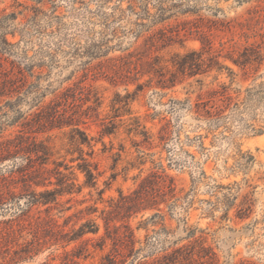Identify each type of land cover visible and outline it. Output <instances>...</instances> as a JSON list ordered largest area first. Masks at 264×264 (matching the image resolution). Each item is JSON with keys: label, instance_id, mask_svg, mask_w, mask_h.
I'll list each match as a JSON object with an SVG mask.
<instances>
[{"label": "rangeland", "instance_id": "rangeland-1", "mask_svg": "<svg viewBox=\"0 0 264 264\" xmlns=\"http://www.w3.org/2000/svg\"><path fill=\"white\" fill-rule=\"evenodd\" d=\"M128 2L0 0V264H264V0Z\"/></svg>", "mask_w": 264, "mask_h": 264}, {"label": "trees", "instance_id": "trees-1", "mask_svg": "<svg viewBox=\"0 0 264 264\" xmlns=\"http://www.w3.org/2000/svg\"><path fill=\"white\" fill-rule=\"evenodd\" d=\"M237 2L242 3L244 2V0H237ZM128 4H129V8L131 9V11L134 12V14L138 16L140 13L135 12L136 6L134 5L135 3L133 2V0H129ZM166 12H167L166 9L160 6V8L158 9L157 15H155V18H157L156 20L163 21ZM142 15L146 17L150 16L147 10H144V13ZM4 43L7 45L5 41ZM262 92H263L262 86H259L257 88L246 90L245 96L241 102H238V101L233 102L234 100H232L230 96H227L225 98L226 103L223 106H219V107L215 105L208 106L207 104H200L201 106L196 105L197 108H196L195 113L198 119L204 120L207 123L219 122L225 117L224 113L227 110L238 111L246 101L250 100L251 97H253L254 95H259ZM82 172H84L87 180L93 179V173L90 171V169H88V167L84 166L82 168Z\"/></svg>", "mask_w": 264, "mask_h": 264}]
</instances>
